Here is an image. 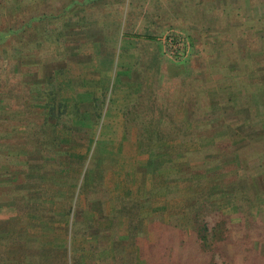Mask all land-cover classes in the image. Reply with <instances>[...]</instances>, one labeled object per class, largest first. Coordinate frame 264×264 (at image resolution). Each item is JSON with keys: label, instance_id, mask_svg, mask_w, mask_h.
Returning <instances> with one entry per match:
<instances>
[{"label": "rangeland", "instance_id": "obj_1", "mask_svg": "<svg viewBox=\"0 0 264 264\" xmlns=\"http://www.w3.org/2000/svg\"><path fill=\"white\" fill-rule=\"evenodd\" d=\"M62 1L50 0L45 9L50 5L55 13H59L63 7ZM6 10L2 11L4 14L0 22L10 24L12 17L6 14ZM31 11V6L25 4L22 17H27ZM44 27L50 34L46 37H66L64 55L62 52L59 59L44 61L41 56L46 55V51L37 57L29 53L20 55L17 51L9 56H0V80H3L0 83V208L5 205V209H8L4 213L0 210V225L3 220L2 224L9 223V227L15 229L11 235L12 245L16 247L18 241L25 242L24 250L28 252L26 258L31 260L20 258L19 250H12V258L23 260L25 264L40 261L44 264L43 260H39L42 256L48 263L55 259L56 264H64L65 248L61 246L66 244L69 247L73 238L76 245L90 242L89 249L86 246L85 249L74 250L77 257L74 263L136 264L133 255L120 251V246L116 245H123L128 241L141 247L143 235L148 237L150 234V220H160L168 215L162 208L163 193L159 192V197L151 203L149 201L154 199L152 197L140 198L147 200L138 205L139 213L137 211L130 215L129 236H121L118 228H115L116 231L111 236L114 228L111 230L105 226L106 211L101 199H118L110 177L112 174L122 177L124 172L113 173L107 170L104 175L105 171L100 168L92 172L96 166V162L92 161L78 189L81 174H74L69 177L71 179H66L65 173L61 172L63 168H59L63 164L64 154L60 152L59 144H54L55 137H51V122L54 119H47V103H50L47 99L57 95L51 75L57 70V65L64 67L68 61L74 67L72 75H76V69L81 66L79 63L92 53L116 52L119 57L122 45L130 49L138 46L137 41L131 39H126L125 44H121L123 37H155L149 43L160 51L164 64L163 75L159 79L160 97L166 94V86L170 85L171 80L183 74V63L188 55L186 53L193 51L190 44L199 49L202 47L197 37H202L203 43L213 47L214 53L220 54L221 41L239 39L235 43L242 45L243 39V45L246 46L242 47L237 56H247L248 70L259 73L264 69V0H101L89 6L74 7L66 17L55 19L50 24L45 23ZM30 35L26 33L24 37ZM55 50V47L50 50L52 56L56 55ZM232 50L236 51L237 48L223 49L225 53ZM121 56L119 61L122 64ZM61 58L65 59L60 61ZM123 60L129 63H125V67L122 65L121 70L117 69L118 81H114L118 82L116 90L113 88L112 94L111 91H106V99L107 95H111L112 100H108V103L112 102L111 107L114 106V101L120 103L117 110L121 114L122 108L130 103L142 85L137 71L132 69L133 55L125 54ZM52 67H55L54 70ZM246 70L232 68L236 75H243L242 72ZM219 85L225 87L224 84L218 83L217 86ZM222 135L220 136L224 138L227 134ZM220 136L216 140L224 141ZM244 145L246 144L241 146ZM111 159H115L113 155ZM118 164L115 166L121 170ZM218 176V185L213 179L211 182L204 181L201 194V190L193 192L186 187L183 198L199 196L201 199H219L224 208H233V203L229 200L233 198L228 196L229 191L224 193L218 187L230 188L233 184L240 187V179L233 180L231 176L224 177L221 174ZM53 180H58L59 185L54 183L58 188L52 197L54 192L48 189L44 193L41 189L45 188V184L52 186L50 182ZM77 191L81 193V202L73 212L71 203ZM175 195L173 197L178 196L177 199L182 196L178 190ZM254 211L257 216L260 214L257 210ZM248 213L247 209L246 215ZM55 215L63 218L54 220ZM119 221L126 222V218ZM125 225L127 226V222ZM137 231H140L138 235ZM55 243L60 248L55 247ZM257 246L264 253V243H258ZM107 247L110 249L107 254H110L104 258V249ZM253 249H256V245ZM96 254L98 259V256H103L98 262L94 260ZM113 254L119 255L116 261L112 260ZM111 255L113 256L110 257ZM68 264H71L70 260Z\"/></svg>", "mask_w": 264, "mask_h": 264}, {"label": "trees", "instance_id": "obj_2", "mask_svg": "<svg viewBox=\"0 0 264 264\" xmlns=\"http://www.w3.org/2000/svg\"><path fill=\"white\" fill-rule=\"evenodd\" d=\"M49 1L0 0V21L4 9L12 17L10 24L0 22V56L17 51L20 55L29 53L37 57L46 51V55L41 56L44 61L59 59L62 52L64 55L66 37H46L50 34L45 23L63 19L74 7L89 6L101 0H63L59 13H55L50 5L45 9ZM25 4H29L32 11L22 17ZM26 33H30V37H24ZM197 38L202 47L199 49L190 44L193 51L186 53L183 74L171 80L162 97L158 92L163 59L160 51L149 43L155 37L121 39V44L126 39L136 40L138 46L130 49L122 45L116 68L119 71L129 63L123 60L125 54L133 55L132 69L137 71L142 83L135 97L122 108L123 129L127 134L136 131L140 158L156 168H176L180 181L192 182L194 175L207 176L211 168H219L214 175L240 179V187L234 184L230 188L218 187L224 193L229 191L228 196L233 198L229 200L235 210L221 206L219 199H208L190 211L188 221L180 214L150 220V234L148 237L143 235L144 239L140 241V264H264V253L257 246L264 243V139L237 148L230 141L216 140L226 134V122L235 117L245 118L255 129H264V107L252 105L264 102L261 95H253L258 93L254 91H264V69L258 77L249 71L236 75L232 68L243 70L245 66L244 55L237 56L243 47L235 43L239 39L221 41L220 54L203 43L202 37ZM54 47L56 55L52 56L50 50ZM229 47L237 50L225 53L223 49ZM218 83L225 87L218 89ZM254 84L256 88L249 89ZM226 85L230 90H226ZM60 87H57L58 96L54 94L52 99H47L50 101L47 119H56V125L65 112ZM233 90L241 100L236 107L232 105ZM223 97L227 100L220 103ZM230 111L232 113L228 114ZM179 114L183 116L182 120L178 119ZM175 144L183 145L185 153L172 155L169 162L162 161L168 148ZM193 166L204 168L193 171ZM203 181L206 180H202L201 185ZM247 209L250 214L246 215ZM254 210L263 218L260 219ZM255 245L256 249H253Z\"/></svg>", "mask_w": 264, "mask_h": 264}, {"label": "crops", "instance_id": "obj_3", "mask_svg": "<svg viewBox=\"0 0 264 264\" xmlns=\"http://www.w3.org/2000/svg\"><path fill=\"white\" fill-rule=\"evenodd\" d=\"M241 42L244 48L246 46L243 45L244 40L242 39ZM100 55L101 57H99ZM247 59V56H244V65L247 63L244 68L247 70L243 71V73L249 71ZM117 60L118 55L116 52L115 54L113 52H105L101 54L92 53L91 55H88L85 60L82 59V62L79 63L81 66L76 69V75H72L74 67L71 66L72 64L69 63V61L64 67H59L57 65V70L53 71L51 80L55 82L54 88L56 91L57 87L61 85L60 90L62 94L60 97L63 104L65 103L63 106L65 112L59 119L60 121L58 125H56V119L51 122L52 130L50 132L52 133L51 137H55V142L54 139H51V141L56 145L59 144V150L64 154V161H62L63 164H61L59 168H63L61 172L65 173L67 177L66 179H71L69 177H73L74 174H81L77 189L83 180L86 171H89V166L92 161L96 162V166L92 169V172H95L98 168L105 171L104 175H106L107 170L108 172L113 173H116L117 171L124 172V175H121L122 177H116L114 174L110 177L113 182L112 185L118 193V199H101V201L104 202L102 203L104 204L106 211L105 223L107 224H105V226L110 227L109 229L111 230L112 227L114 228V230L111 231V236L116 231L115 228L120 229L121 233H119L121 236H129L130 215L137 211L139 213L138 205H140L143 200H147L143 199L144 197L140 199L142 196H145V198H154L150 199L149 202L151 203L159 197V192H162L164 197V207L162 208L166 211V214H180L183 216L184 221L185 219L188 221L187 219L189 218L190 211L196 209L198 205L208 199L198 198L199 196L192 199L183 198L185 196L184 190L186 187L191 188L193 192L201 190L199 193L201 194L203 185L200 183L202 180L210 181L213 179L214 183L218 185L220 176L214 175L217 168H211L208 170L209 175L207 176L194 175L192 182L180 181L176 175L178 173L176 168L164 166L156 168L155 166H149L147 160L139 157L138 144L136 143V131L127 134L123 129V117L119 110H117V106H119L120 103L114 101L115 107L112 106L111 109H108L110 103H108V100H110L111 95H107L106 99V91H111L112 94V89L114 88L115 91L117 88L118 82H114L117 80L116 78L118 76L116 68ZM54 68L55 67H52L51 69L54 70ZM249 72L254 73L257 77L258 74H260L252 71ZM256 86V84H254V86L250 85L249 89H255ZM218 89L223 88L220 86ZM226 90L230 89L226 88ZM226 90L224 89V91ZM233 91L234 102H232V105L236 107L241 100L239 98L240 96L235 94L236 90ZM254 92L258 93L253 95H261V97L264 98L263 90H261V92ZM226 100L227 98L223 97L220 100V103L225 102ZM252 105H260L259 107L263 108L264 102H260L259 104L255 102L252 103ZM229 113L232 112L230 111L228 114ZM177 117L179 120L183 119L181 114ZM226 125L227 131L225 133L227 135L223 139L230 141L236 148L240 147L242 144L264 139V129H255L245 118H232L226 122ZM81 138H83V140H81ZM182 153H185V147L181 144H175L168 148V154L162 158V161L169 162L172 155H179ZM112 155L115 159H111ZM108 156L109 158H107ZM86 159H88V163ZM117 163L121 166V170L115 166ZM86 164L87 168H85ZM56 168H58V166ZM203 168L204 166H193L192 170L198 171ZM172 177L175 179H172ZM53 181L50 182L52 186L49 187L45 184V188H40L44 193H47L48 189L50 192H54L52 197L55 196V191L58 188L54 183H59L58 180ZM197 183H199V185ZM177 190L179 191V194H182L179 199H177L178 196L176 198L173 197L176 196L175 192ZM83 193H85V191ZM80 196L81 193L77 191V195L76 197L74 196L75 199H73L71 203L73 212H75L80 205ZM76 199L78 201H76ZM4 206L5 205H2V208H0L3 213L8 211ZM70 209H68V212ZM168 215H166V217H168ZM123 217L126 218L127 226L125 225L126 222L121 221V223H119V219ZM62 218L63 216L60 215H55L53 217L54 220ZM2 223L0 225V264H25L23 260L12 258V250H19L21 255L20 258H23L25 261L31 260H27L28 252L24 250L25 242L18 241L17 245H15L16 247H14L12 245L11 235L12 230L15 229L9 227V223ZM139 233L140 231H137L136 235ZM116 234L114 236H116ZM54 235H56V232ZM136 240H138V238ZM71 241L72 243H70L69 247L66 246V244L61 246L62 248H65L64 264H68V260H70L71 264H78L74 263L75 259H77L74 250L78 251L80 249H85L86 246L87 249L90 248V242L88 244L81 245L79 243L76 245L73 238ZM63 242L65 243L64 240ZM122 242L124 243V241ZM123 245H116V247L120 246L118 247L120 248V251L125 252L127 255H133L136 259V264H140L138 256V251L140 250L139 245L128 241ZM54 246L60 248L57 243H55ZM109 247L104 249V258L110 254H107L110 250ZM113 249L112 246V251ZM103 256L98 257L101 259ZM117 256L119 255H114L112 260L116 261ZM99 259L96 254L94 260L98 262ZM39 260H43L42 262H45L44 264H56L55 259H53L51 263H48L47 261H44L45 258L41 256ZM32 264H41V261Z\"/></svg>", "mask_w": 264, "mask_h": 264}]
</instances>
